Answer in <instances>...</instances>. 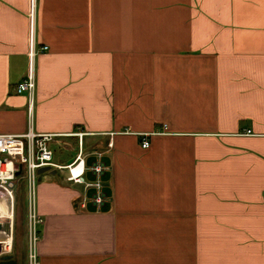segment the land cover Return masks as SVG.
I'll list each match as a JSON object with an SVG mask.
<instances>
[{"label":"crops","instance_id":"obj_1","mask_svg":"<svg viewBox=\"0 0 264 264\" xmlns=\"http://www.w3.org/2000/svg\"><path fill=\"white\" fill-rule=\"evenodd\" d=\"M32 50L33 130L64 166L84 132L107 198L38 174L39 221L2 223L0 259L264 264V0H0V134L29 128Z\"/></svg>","mask_w":264,"mask_h":264},{"label":"built area","instance_id":"obj_2","mask_svg":"<svg viewBox=\"0 0 264 264\" xmlns=\"http://www.w3.org/2000/svg\"><path fill=\"white\" fill-rule=\"evenodd\" d=\"M44 46L41 51L47 50ZM35 50L31 53V64L27 77L17 85L19 93H27L30 98L29 109V128L22 134L2 133L0 134V217H6L13 224V216L16 204V180L22 173L28 184V196L31 209V222L35 227L38 220L34 201L36 198L37 176L39 169L50 167V169L67 170V181L74 184H82L86 189L92 188L95 193L92 197L93 202L101 207L107 198L104 191L103 174L106 172V165L100 159L88 166L87 158L91 153H86L83 149L84 132L74 133L79 137V152L75 159L67 164L60 165L54 161V152L51 143L59 136L53 133H37L33 130V101L36 90V70H35ZM251 131H248L250 133ZM148 135L143 137L142 146H149ZM101 156V153H97ZM91 170L95 175V180L86 179L87 170ZM20 174L18 175V173ZM2 224L3 222L0 221ZM31 257L35 258V255Z\"/></svg>","mask_w":264,"mask_h":264},{"label":"rangeland","instance_id":"obj_3","mask_svg":"<svg viewBox=\"0 0 264 264\" xmlns=\"http://www.w3.org/2000/svg\"><path fill=\"white\" fill-rule=\"evenodd\" d=\"M52 148H54L57 156H59V159H63V160L67 159L73 153V150H71L72 148H64L58 143L53 144ZM85 149L86 151L89 150V146L87 144H86ZM66 174H67V171L63 170V171H58L57 175L65 176ZM24 177H25V174L22 173L21 175H19V178H17L15 182L16 184V204H15V213L12 218H13L14 224L21 223V225H25L27 223L30 227L31 235H32L34 232V228L31 222L32 221L31 214L33 210L31 212L29 196H28L29 187ZM37 193H38V188L36 186V198L34 201L35 209H36ZM0 221H2L3 223L9 224V225H11L10 223H12L11 220L6 217H0ZM35 233H36V229H35ZM20 244L25 246L26 257L29 256L28 258H30L32 262H35V258L31 256L34 255V253L36 252V243H33L31 240V243L29 246H28L29 243H20Z\"/></svg>","mask_w":264,"mask_h":264},{"label":"water","instance_id":"obj_4","mask_svg":"<svg viewBox=\"0 0 264 264\" xmlns=\"http://www.w3.org/2000/svg\"><path fill=\"white\" fill-rule=\"evenodd\" d=\"M39 174L42 173H46V172H50L52 174H56V170L55 169H50V167H43L39 169ZM20 174V172L18 173V175ZM0 229H2V224L0 223ZM0 264H18V260L15 259L12 255L7 254V255H3L0 259Z\"/></svg>","mask_w":264,"mask_h":264}]
</instances>
